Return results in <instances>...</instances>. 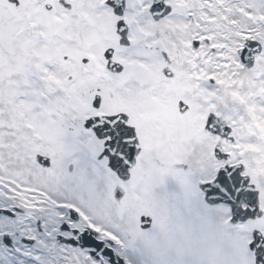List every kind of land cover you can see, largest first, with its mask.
Here are the masks:
<instances>
[{"label": "snow or ice", "instance_id": "snow-or-ice-1", "mask_svg": "<svg viewBox=\"0 0 264 264\" xmlns=\"http://www.w3.org/2000/svg\"><path fill=\"white\" fill-rule=\"evenodd\" d=\"M0 264H264V0H0Z\"/></svg>", "mask_w": 264, "mask_h": 264}]
</instances>
